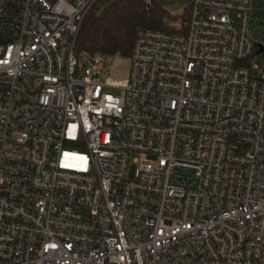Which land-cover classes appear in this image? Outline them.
Returning a JSON list of instances; mask_svg holds the SVG:
<instances>
[{"label":"built area","instance_id":"obj_1","mask_svg":"<svg viewBox=\"0 0 264 264\" xmlns=\"http://www.w3.org/2000/svg\"><path fill=\"white\" fill-rule=\"evenodd\" d=\"M114 1L0 0V264H264V0H159L120 81Z\"/></svg>","mask_w":264,"mask_h":264},{"label":"trees","instance_id":"obj_2","mask_svg":"<svg viewBox=\"0 0 264 264\" xmlns=\"http://www.w3.org/2000/svg\"><path fill=\"white\" fill-rule=\"evenodd\" d=\"M159 0L146 6L144 0H116L100 13L93 10L84 20L76 43L79 57L97 53L129 56L136 31L158 27Z\"/></svg>","mask_w":264,"mask_h":264},{"label":"rangeland","instance_id":"obj_3","mask_svg":"<svg viewBox=\"0 0 264 264\" xmlns=\"http://www.w3.org/2000/svg\"><path fill=\"white\" fill-rule=\"evenodd\" d=\"M165 1V6L167 7V10L172 12L180 10L185 5L183 0H175L174 2L171 0ZM260 16L264 19V10L260 12ZM261 31L263 30L261 29ZM255 39L263 41L264 36H255ZM93 57L94 59L100 60L101 66L105 68V71L102 73L101 76L102 80H105L108 77L119 81L127 78L131 62L128 56H124L121 53L117 52L115 54L97 53Z\"/></svg>","mask_w":264,"mask_h":264}]
</instances>
